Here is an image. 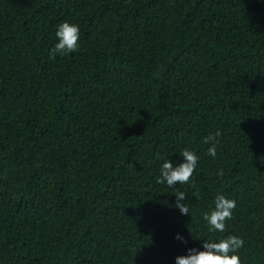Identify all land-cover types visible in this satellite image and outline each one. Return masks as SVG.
<instances>
[{"label": "trees", "instance_id": "16d2710c", "mask_svg": "<svg viewBox=\"0 0 264 264\" xmlns=\"http://www.w3.org/2000/svg\"><path fill=\"white\" fill-rule=\"evenodd\" d=\"M63 22L79 50L53 60ZM185 149L189 183L158 184ZM230 235L264 264V0H0V264H176Z\"/></svg>", "mask_w": 264, "mask_h": 264}, {"label": "clouds", "instance_id": "9594fccd", "mask_svg": "<svg viewBox=\"0 0 264 264\" xmlns=\"http://www.w3.org/2000/svg\"><path fill=\"white\" fill-rule=\"evenodd\" d=\"M79 27L75 24L63 22L58 26L56 37L58 43L50 50L49 58L55 59L57 55L66 56L70 53L79 50ZM221 133L217 131L215 135H209L203 139V143L216 141V137ZM216 143L213 142L211 147L207 149V154L215 158ZM183 163L174 166L172 163L166 161L157 178L158 184H165L172 188L176 184H187L196 169L199 157L195 152L190 150H183L181 152ZM219 176H223V170L218 172ZM194 186V185H193ZM176 197L175 208L180 211L182 215H189V208L182 203L186 199L183 191H178ZM236 207L235 200H229L223 195H218L215 198V209L211 213L205 212L203 220L207 222L210 232L223 233L226 230V221L232 219V212ZM177 239L182 240V237L177 235ZM244 241L236 236H228L225 239L216 243L205 242L202 247L204 251H197L190 249L188 254L183 257L176 258V264H241L238 255H229L235 253L243 247Z\"/></svg>", "mask_w": 264, "mask_h": 264}]
</instances>
